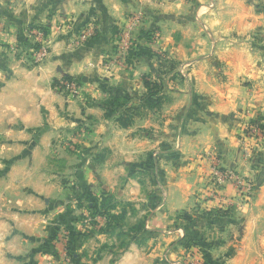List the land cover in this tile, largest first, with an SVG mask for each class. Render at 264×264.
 I'll return each mask as SVG.
<instances>
[{
	"label": "crops",
	"instance_id": "crops-1",
	"mask_svg": "<svg viewBox=\"0 0 264 264\" xmlns=\"http://www.w3.org/2000/svg\"><path fill=\"white\" fill-rule=\"evenodd\" d=\"M66 1L67 9L60 0L21 5L16 18L31 20L46 12L42 7L47 2L53 14L49 26L54 29L55 19L67 18V37L50 33L52 50L37 65H0V230L31 231L39 226L45 208L57 196L56 174L49 171L47 154L65 148L58 144L60 136L68 134L72 142L92 150L104 144L128 145L129 153L153 148L167 138L163 133L156 139L142 140L138 132L143 125L139 122L119 127L105 118L102 102L111 90L130 91L134 84L139 88L131 66L111 61L115 25L132 13L141 18L134 26L137 30L147 29L151 23L161 31L152 43L143 38L139 42L154 51L167 50L177 63L198 68L189 77L192 87H179L171 104L165 106L162 129L177 132L182 152L213 149L223 166L248 173V164L240 154L239 134L241 124L264 116V0ZM60 12L67 13L60 17ZM200 21L205 23L206 33L199 28ZM80 23L82 32L71 33ZM170 26L172 29L166 31ZM153 60L149 55L146 61L150 64ZM140 63L146 64L143 59L136 64ZM210 69L214 71L208 74ZM66 76L79 82L75 95L55 88ZM143 122L145 126L152 124L149 119ZM60 156L66 158L67 154ZM196 168L197 172L189 173L194 179L183 175L179 167L162 181L164 204L154 209L146 227L168 229L163 235L165 243L186 237L184 223L171 227L178 209L196 205L212 210L236 203L232 185L203 204L197 203L198 198L191 200L190 186L198 189L201 184L202 169ZM91 178L106 190L112 187L97 176ZM181 180L186 187L172 194L173 183ZM128 181L127 185L135 183ZM230 210L233 220L224 221L221 228H201L197 223L193 234L214 243L208 253L212 264H264V183L250 205H234Z\"/></svg>",
	"mask_w": 264,
	"mask_h": 264
},
{
	"label": "rangeland",
	"instance_id": "rangeland-1",
	"mask_svg": "<svg viewBox=\"0 0 264 264\" xmlns=\"http://www.w3.org/2000/svg\"><path fill=\"white\" fill-rule=\"evenodd\" d=\"M31 1L34 3L37 0H0V65H37L52 50L50 33L67 37V26H70L67 25V18L55 19L54 29L49 26V18L52 19L53 14L50 15L52 8L47 2V6L42 7L46 12L44 10L40 17L18 20V9ZM60 3L67 9L66 0H60ZM66 13L60 12V17ZM140 20L138 14L132 13L116 23V36L113 40L115 55L111 59L114 62L122 61L133 68V77L139 88L134 84L130 91L126 88L111 90L102 103L113 102L114 107L108 110L109 116L108 111H104L105 118L116 122L119 127L121 122L130 123V126L139 122L143 125L138 132L142 140L156 139L163 136V133L167 138L162 142L155 141L156 146L153 148L143 147L141 151L129 153L128 145L110 147L104 144L92 150L81 148L78 141L72 142L68 134L60 136L58 144L63 143L65 148H55L47 154L49 171L53 170L56 174L57 196L45 208L46 212L37 229L0 230V264H212L208 253L212 251L214 243L203 241L201 235L193 234L194 227L198 223L201 228L211 229L210 225L221 228L224 221L233 220L230 217H234V214L229 209H234V205H250L257 189L264 183V116L257 115L255 119L240 126V154L248 164L246 174L223 166L213 149L196 154L182 152L176 140L177 132H165L162 129L165 106L171 104V98L179 87L185 89L186 84L192 87L189 77L197 67L177 63L167 50L154 51L151 46L149 48L139 42L143 38L150 44L161 32L157 25L151 23L147 29L137 30L134 26ZM204 24L200 21L199 28L206 33ZM80 25L72 28L71 33H81ZM171 29L172 26L166 31ZM41 46L47 54L33 64L35 51ZM149 55L155 59L154 63H147ZM139 59H143L146 64L137 65ZM210 70L208 74L214 71ZM147 79L156 84L152 91L156 97H161L162 104L159 107L149 109L143 105L149 94L148 87L143 84ZM55 88L68 93L60 87L59 82L55 83ZM103 106L106 107L105 104ZM145 119L151 120L152 124L145 126ZM186 145L183 147L186 148ZM60 154H67V157L62 158ZM214 165L231 171L245 184L240 187L233 183L216 185L211 174ZM196 166L202 169L201 172L199 170L198 178L201 184L198 189L190 186L191 200L198 198L197 203L203 204L219 196L226 185H232L235 189L232 199L236 203L228 206L224 204V207L212 210L196 205L188 210L178 209L174 212L177 220L171 223V227L178 228L179 221L184 223L188 229L186 237L165 243L163 235L168 229L160 231L146 227L154 209L164 204L165 199L162 197L165 196V186L162 181L165 177L173 176L170 172L179 167L183 175L194 179L189 173L193 170L197 172ZM91 176L105 180L114 189L102 188L101 182L97 184ZM130 179L135 183L127 185ZM188 183L190 185V181ZM173 184L176 187L172 188V194L186 187L183 180ZM103 199L106 206L115 205V208L109 211L99 208ZM121 210L122 216L112 217L113 214H120ZM213 231H206L205 234Z\"/></svg>",
	"mask_w": 264,
	"mask_h": 264
},
{
	"label": "built area",
	"instance_id": "built-area-1",
	"mask_svg": "<svg viewBox=\"0 0 264 264\" xmlns=\"http://www.w3.org/2000/svg\"><path fill=\"white\" fill-rule=\"evenodd\" d=\"M31 50H34V49H31ZM46 54L47 52L44 47L42 46L38 47L34 54L35 57L32 59L33 64L41 61L46 56ZM59 84H60V87L63 89H66L67 92L70 93V95H73V94L75 95L78 92L79 82L74 78L62 79L59 81ZM211 174H213L214 182L218 186L224 185L225 183H233L236 187H240L245 184L240 179H238L234 175V173H232L231 171L221 169L219 166H216V165L212 167Z\"/></svg>",
	"mask_w": 264,
	"mask_h": 264
},
{
	"label": "trees",
	"instance_id": "trees-1",
	"mask_svg": "<svg viewBox=\"0 0 264 264\" xmlns=\"http://www.w3.org/2000/svg\"><path fill=\"white\" fill-rule=\"evenodd\" d=\"M72 77H65V79H71ZM74 79H76V78H74ZM77 80V79H76ZM78 81V80H77ZM59 82V81H58ZM143 84H144V86H146V87H148V90H149V94L145 97V99H144V106L146 107V108H149V109H152V108H155V107H159L161 104H162V100H161V97H156L155 96V94L153 93V91H152V88L153 87H155L156 86V84L155 83H153L151 80H144L143 81ZM164 100V99H163ZM112 102V101H111ZM113 103V102H112ZM112 103H108L107 101H105L104 102V104L106 105V107L105 106H103L104 107V109H105V111L107 112L109 109H111L112 107H114V105L112 104ZM103 104V105H104ZM105 115H106V113H104ZM110 115V113H109V111H108V113H107V116H109ZM120 124V126L121 127H128V126H130V123H119ZM105 199H103V203L102 204H100V207L99 208H101V209H103V210H105V211H109V210H111V209H114L115 208V205H111V206H106V203H105V201H104ZM115 216H122V210H121V213L120 214H118V215H115V214H113L112 215V217H115Z\"/></svg>",
	"mask_w": 264,
	"mask_h": 264
}]
</instances>
